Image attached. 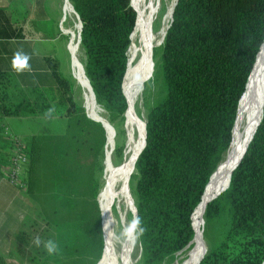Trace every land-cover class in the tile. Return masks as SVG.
<instances>
[{
	"label": "trees",
	"instance_id": "obj_1",
	"mask_svg": "<svg viewBox=\"0 0 264 264\" xmlns=\"http://www.w3.org/2000/svg\"><path fill=\"white\" fill-rule=\"evenodd\" d=\"M68 1L81 22L85 76L114 127L127 109L122 81L136 10L132 0ZM263 41L264 0H177L163 41L152 50L153 72L142 90L145 147L129 182L145 229L136 238L139 264L181 262L192 247L191 216L230 146L238 105ZM56 79L66 129L61 135L43 129L24 141L25 190L30 194L43 184L49 190L47 221L56 255L77 252L81 244L87 250L95 246L99 255L103 227L96 174L106 130L75 102L71 81L58 74ZM44 164L49 170L43 177ZM80 187L87 191L81 214L67 219L65 213L79 211L72 195ZM203 218V235L215 236L198 264H264V108L227 189L206 205ZM222 220L224 230L215 232ZM16 250L31 256L19 245ZM0 264H5L1 258Z\"/></svg>",
	"mask_w": 264,
	"mask_h": 264
},
{
	"label": "bare ground",
	"instance_id": "obj_2",
	"mask_svg": "<svg viewBox=\"0 0 264 264\" xmlns=\"http://www.w3.org/2000/svg\"><path fill=\"white\" fill-rule=\"evenodd\" d=\"M175 0H132L136 10L135 26L131 34V44L128 49V66L122 81V92L127 99V109L124 113L123 125L126 133V142L123 158L117 168H113L111 147V127L107 118L100 110L92 96L91 90L84 73L83 65L79 61V23L68 0H63L66 15H74L76 23L73 29L65 28L70 37V58L72 74L76 83L82 87L84 94V107L89 117L102 123L106 130L107 141L104 147V170L102 184L98 193V202L101 215L105 224L108 239L105 242V251L110 250L105 264H134L133 253L137 248V239H132L124 234L125 228L133 220H128V214H133L134 205L131 203V192L128 184L129 177L134 171L136 156L144 143V119L138 116L136 103L143 90L144 80L151 68L152 48L163 41L165 31L170 22L171 10ZM163 9V16L158 30H152L153 20L158 12ZM73 23V22H72ZM135 40V42H134ZM136 58L135 63H133ZM264 102V41L255 59L246 89L241 97L237 109L236 120L230 146L218 168L212 175L205 188L202 199L192 214L194 238L192 248L187 252L181 262L174 264H194L206 251L203 238L204 212L206 205L220 190L226 189L229 184L231 168L240 159L243 149L260 116ZM118 213L122 223L123 238L116 241L110 227L111 204Z\"/></svg>",
	"mask_w": 264,
	"mask_h": 264
},
{
	"label": "crops",
	"instance_id": "obj_3",
	"mask_svg": "<svg viewBox=\"0 0 264 264\" xmlns=\"http://www.w3.org/2000/svg\"><path fill=\"white\" fill-rule=\"evenodd\" d=\"M47 7V0H0V258L5 264L7 252L17 249L33 211V203L23 191L25 168H21L24 187L7 179L6 135L24 143L43 129L61 135L52 133V124L63 119L66 129L67 123L56 74L69 80L72 73L60 70L55 43L60 30L57 24L50 29ZM66 49L69 53L68 43ZM17 53L22 54L20 59L28 57V66L20 71L12 66ZM68 58L72 71L70 53ZM49 108L53 109L51 115L47 114ZM23 121L31 127L27 137L19 134Z\"/></svg>",
	"mask_w": 264,
	"mask_h": 264
},
{
	"label": "rangeland",
	"instance_id": "obj_4",
	"mask_svg": "<svg viewBox=\"0 0 264 264\" xmlns=\"http://www.w3.org/2000/svg\"><path fill=\"white\" fill-rule=\"evenodd\" d=\"M47 4H48V7L46 8V11L49 15V23L48 24L50 26V29L52 30L53 27H55L54 24L55 25L57 24V27L60 30V37H59V39H56V41H55V43L57 45V48H56L57 58L60 62V70L62 73H64V74L69 73V75H70L72 73V71L69 67V58H68V54L70 53V37H69V34L65 31V28L67 27L69 29H73L74 25L76 23V18L74 17V15H69V16L66 15L64 7H63V0H47ZM162 16H163V9H161L158 12V14L156 15V17L153 20V24H152V30L153 31L158 30L160 23H161ZM61 34L64 36H62ZM134 42H135V40H134ZM67 43H68L69 53L66 49ZM159 45H156L153 48H155ZM153 48H152V50H153ZM78 57H79L80 63L83 65L85 56H84V53L82 51L81 46H80V50L78 53ZM135 60H136V58H134L133 63H135ZM152 61L153 60H152V55H151V63H152ZM68 68H69V71H68ZM69 80L71 81L72 86H73L72 89H73V96H74L75 102L85 109V107H84V94H83L82 87H80L76 83V80H75L73 74L70 75ZM145 80H144V82H145ZM99 108L103 112L101 107H99ZM135 109L138 113V116L139 117L141 116L145 120L146 108H145L144 103H143V92L140 94V96L138 98ZM86 112L87 111L85 109V113ZM103 114L106 117V114L104 112H103ZM88 116H90V115H88ZM11 122H13V121H11ZM124 123H125V115L121 121H118V123H115L114 127L110 124L111 130H112L111 135H112V140H113L112 147H111V154H112V161H113V168L114 169L119 166V164L123 158V150H124L125 142H126V133H125L124 127H123ZM26 124L27 123H25L23 121L22 125L19 126L21 128V131L19 134L20 135L22 134L23 137H27L26 135H29V132H31V131H29V130H31V127L26 125ZM17 125H19V123H17ZM51 128H52V133L62 134L65 131V121L63 119L62 120H56L53 122ZM48 134H50V133H48ZM8 142L11 144L10 141H8ZM11 146H12V144H11ZM10 149H11V147L5 148L6 158L8 157L9 152H11ZM9 158H8V160H9ZM103 160H104V146L101 150V155H100L99 160H98L99 169H98V172L96 174V178H97V181L99 183V191H100L101 186H103V184H102V177H103V170H104ZM8 165H9V163H8ZM26 166H27V162L23 165V168H25V170H24L25 174L23 176L25 181L27 180ZM44 167H45V170H43V172H42L43 177L45 174L44 171H46V169L49 170V165H48V168H46V166L44 164ZM132 175H130V176L132 177ZM130 180H132V178L129 177L128 184H129ZM76 186H77V184H76ZM129 188H130V184H129ZM23 191L25 192V194L30 198V200L33 203V211H32V215H31L32 217H31L29 224L25 230V233L28 232L30 229L33 230V233L30 232L31 235L27 234L25 237H22L20 239L19 246H21L22 248H26L27 251L29 250L31 252V256L28 258H24L20 254H18L16 249L15 250L11 249V251L7 252V264H95L96 262H97L96 264H105L106 263V261L109 257L110 250L108 249L107 251H105V242L108 239V234L106 233V230H105V224L103 222L102 215H101V219H102V227H103V235H102L103 247L101 248L99 255H98V251H97L95 246H92L90 250H87L86 248H84L82 246V244H81V248L77 252H71L68 255L62 254L61 256H58L55 253L49 254L45 248V244L49 240L53 241V234H54L53 228L50 225V223L48 222L49 221L48 218L51 217V215H52V203L48 202L47 198H46L49 190H47V186L45 184H43L40 189L31 190V192H30L31 195L26 193V190H23ZM99 191H98V193H99ZM86 192L87 191L83 187H80L79 189L73 190L72 196L77 200V207H78L79 211L78 212H76V210L70 211V215H68V213H65L64 215L67 219L74 218V216L81 214V210H82L81 201H84V199L86 198V196H87V194H85ZM132 199L133 198L131 196V203H132V205H134ZM96 200L98 203V207L100 209V214H102L101 213V207H100V204L98 202V194H97ZM61 215H63V211L58 214V217L61 218ZM127 219L129 221L132 220L133 214H128ZM98 225H99V231L101 232L100 219H99ZM110 227H111L113 234L117 237L116 241L117 242L120 241L124 236L123 232H122V223L118 217V213L114 207L113 202L111 204ZM220 229H222V231L224 230L223 220L216 223L213 230L215 232H219ZM213 236H215V234H212L211 232H210V236L208 238H205V236L203 235V238H204V241H205L207 247H208V245L212 244ZM37 238L40 240L39 246H37V244L35 243ZM101 253H102V255H101ZM133 258L135 259L134 264H139L138 243H137V248H136L135 252L133 253ZM181 258H183V257L182 256L179 257L180 260H181Z\"/></svg>",
	"mask_w": 264,
	"mask_h": 264
},
{
	"label": "built area",
	"instance_id": "obj_5",
	"mask_svg": "<svg viewBox=\"0 0 264 264\" xmlns=\"http://www.w3.org/2000/svg\"><path fill=\"white\" fill-rule=\"evenodd\" d=\"M6 140L10 141L12 144L10 149L9 167L6 176L10 183L22 188L24 187V182L21 176V168L27 162V159L22 151L23 143L14 136L10 135H6Z\"/></svg>",
	"mask_w": 264,
	"mask_h": 264
},
{
	"label": "clouds",
	"instance_id": "obj_6",
	"mask_svg": "<svg viewBox=\"0 0 264 264\" xmlns=\"http://www.w3.org/2000/svg\"><path fill=\"white\" fill-rule=\"evenodd\" d=\"M21 53H17V58H14L13 60V68H15L17 71L22 70L23 68H26L28 66V57L25 55L23 56V59H20L19 57H21ZM53 109L49 108L48 109V115H51ZM145 231V229L143 228L142 224H141V219L138 215L134 216L133 220L130 222V224L125 228L124 230V234L132 239L138 238L140 235L143 234V232ZM35 243L37 244V246L40 245V240L37 238V240L35 241ZM45 248L47 250V252L49 254H53L56 251V244L49 240L46 244H45Z\"/></svg>",
	"mask_w": 264,
	"mask_h": 264
},
{
	"label": "water",
	"instance_id": "obj_7",
	"mask_svg": "<svg viewBox=\"0 0 264 264\" xmlns=\"http://www.w3.org/2000/svg\"><path fill=\"white\" fill-rule=\"evenodd\" d=\"M176 2H177V0H175V3H174L173 8H172V10H171L170 21H171V19H172V13H173V9H174V6H175ZM71 7H72V5H71ZM72 10H73V12L75 13L73 7H72ZM75 15H76V17H77V19H78V22H79V33H78V37H79V42H80L81 22H80V20H79L78 15H77L76 13H75ZM169 25H170V22H169ZM169 25H168V27H169ZM168 27H167V29H168ZM167 29H166V30H167ZM165 33H166V31H165ZM164 36H165V34H164ZM163 38H164V37H163ZM261 46H262V45H261ZM261 46H260V48H261ZM257 54H258V53H257ZM256 57H257V55H256ZM153 65H154V63H153V61H152V63H151V72H153ZM253 65H254V64H253ZM127 66H128V64H127ZM151 75H152V73H151ZM151 75H150V77H151ZM249 76H250V75H249ZM86 79H87V78H86ZM248 79H249V77H248ZM87 82H88V86H89V88H90V90H91L92 96H93V98L95 99L94 93H93V91H92V88H91V86H90V84H89L88 79H87ZM247 82H248V81H247ZM263 108H264V102H263L262 107H261V112H260V116H259V118H258V121H257V123L255 124V126H254V128H253V131H252V133H251V135H250V137H249V139H248V141H247V143H246V145H245V148H244L243 151H242V154H241L240 159H239V160L235 163V165L231 168L230 175L232 174L233 170H234V169L238 166V164L240 163V161H241V159H242V157H243V155H244V153H245V151H246V149H247V147H248L250 141H251L252 138H253V135H254V133H255V131H256L258 125H259L260 122H261L262 115H263ZM86 114H87V113H86ZM87 117L90 118V117L88 116V114H87ZM90 119L93 120V121H95V122H97V121L94 120L93 118H90ZM97 123H99V122H97ZM100 124L104 127V125H103L102 123H100ZM104 129H105V127H104ZM145 135H146V132H145V121H144V143H143V147H142V149L140 150V152L138 153V155L142 152V150H143L144 147H145ZM227 150H228V149H227ZM226 152H227V151H226ZM225 154H226V153H225ZM138 155L136 156V159H137ZM223 158H224V157H223ZM218 165H219V164H218ZM218 165H217L216 169L218 168ZM216 169H215V170L213 171V173L210 175L207 184L209 183V181H210L212 175L214 174V172L216 171ZM229 181H230V179H229ZM207 184H206L205 187H204V191H203V193H202V195H201V199H202V197H203V194L205 193V188H206ZM228 185H229V184H228ZM228 185H227V187H228ZM226 189H227V188H226ZM226 189L220 190V191L217 193V195H215L211 200H209L208 203H210L212 200H214L217 196H219V195H220L222 192H224ZM201 199H200V200H201ZM132 200H133V199H132ZM133 204H134V202H133ZM136 215H137V212H136V207H135V205H134V216H136ZM133 218H134V217H133ZM191 220H192V216H191ZM191 224H192V223H191ZM192 228H193V225H192ZM206 251H207V248H206ZM206 251H205V253H206ZM205 253H204V254H205ZM204 254H203L202 257L199 259V261H197V262L194 263V264H198V263L200 262V260L203 258Z\"/></svg>",
	"mask_w": 264,
	"mask_h": 264
}]
</instances>
